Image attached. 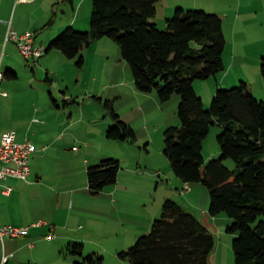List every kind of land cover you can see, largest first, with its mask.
<instances>
[{"label": "trees", "instance_id": "1", "mask_svg": "<svg viewBox=\"0 0 264 264\" xmlns=\"http://www.w3.org/2000/svg\"><path fill=\"white\" fill-rule=\"evenodd\" d=\"M158 1L92 0L90 29L67 27L46 51L61 50L67 57L77 58L82 68L83 49L108 37L119 44L123 59L130 63L139 91H156L163 102L179 94L180 124L166 129L164 152L185 183L207 185L211 216L226 213L232 219L228 230L237 233L235 264H264V100L242 81L230 89L218 88L207 108L194 82L225 69L223 20L204 9L177 8L162 30L152 20ZM261 73L264 77V61ZM98 99L114 121L107 137L135 143V129L121 118L114 102ZM216 123L223 128L218 135L221 157L206 163L203 142ZM229 158L235 161V169L225 164ZM120 169V160L113 157L91 165L87 173L90 191L99 194L116 184ZM215 245L214 232L169 197L151 230L120 256L130 264H209ZM70 249L81 254L83 244L74 243ZM102 259L95 262L93 255L88 257L91 264Z\"/></svg>", "mask_w": 264, "mask_h": 264}, {"label": "rangeland", "instance_id": "2", "mask_svg": "<svg viewBox=\"0 0 264 264\" xmlns=\"http://www.w3.org/2000/svg\"><path fill=\"white\" fill-rule=\"evenodd\" d=\"M11 1L13 2V0H3L4 11L8 9V6L10 7ZM54 1H58L57 6L53 5ZM61 1L22 0V4L16 7L18 2L15 0L11 13L14 14L16 12L17 23L24 19V26L31 27L33 24L34 28L30 32L34 35V41L36 38L38 41L37 46L43 43L46 47L48 44L46 37L59 28L66 19V14L60 4ZM4 14V12L0 13V22L7 21L4 18ZM50 18L53 19V22L47 24ZM45 25L48 26L45 27ZM159 28L163 30L166 26L159 25ZM63 29L51 39L58 37L66 27ZM19 31L17 29L19 35L23 34ZM80 31L87 30L80 29ZM25 33L27 32L25 31ZM106 40L110 43L98 46V49L102 50L100 52L101 56L94 54L88 57L85 67L81 69L78 67L76 59H70L64 54L54 55V53H51L50 59L45 62L44 58L48 55L46 50L42 54L43 56L41 55L42 57L26 58L19 47L18 41L10 38L7 32L0 57V72L5 73L8 64H12L16 67L19 78L6 76L4 84L1 86L2 91H7L9 96L0 97V129L5 131L14 129L18 134L24 133V129H26L25 127L28 124L29 116L27 113L30 112L32 104L37 103L38 105L49 107L54 106L57 100L61 106V111L66 114L65 117L67 119L70 117V119L75 121L73 129L78 134L86 136L93 130H98V128L102 127L101 121L94 120L92 123L89 121L92 116L96 115L95 106L102 109V121L112 120L111 115L105 111V108L103 106L100 107L98 104L100 101L98 98L103 97L106 92V95H110L111 98L105 95L103 101L112 100L116 111L125 115L127 123L136 131V142L128 141V143L131 148H134L133 153L138 154L139 161L145 168L146 173L141 176L143 185H147L146 187H149V189L152 187L153 195L158 193V196L164 199L163 201L167 197H172L194 212L201 220L207 223L210 221L215 222V225L213 224V228H211L214 231L216 245L209 264H235L233 240L237 233L228 230L233 223L232 219L226 213H220L215 217L211 216L209 214L211 195L207 185L202 182L185 183L176 175L169 158L164 152L166 129L180 124L178 113L180 95L174 94L170 100L163 102L158 93L154 91L159 103L149 97L151 93H142L140 91L142 97L136 96L134 88H132L136 86V82L130 63L123 59L120 46L116 41L111 38ZM65 60L69 64H66ZM212 78L195 81V89L203 98L207 108L211 105L215 95H210V87L208 85L212 82L210 80L214 81ZM234 86H217L216 91L218 88L230 89ZM87 89H93L94 92L84 94ZM139 103H144L145 114L143 110L139 109ZM70 113H73V115L70 116ZM122 119L126 122L124 118ZM220 126L219 123L212 125L209 134L203 142V156L206 163L210 159L221 157L218 135L223 131V128ZM10 128L11 130H8ZM27 137H19L18 140L26 141ZM103 145L99 136L98 138L96 137L94 139V152L100 150L102 153H106L104 152L105 149L101 150ZM105 157L111 156H104V159ZM55 160L48 158L47 162ZM225 164L231 169L236 168V163L233 159H226ZM127 165L128 159L125 163H122L121 170H124V174L128 175V171L124 169ZM47 171H49L47 172L49 176L56 174L54 170ZM151 174H156L153 183ZM82 177L88 181L87 170L83 176L82 172L81 176L79 174V178L81 179ZM88 192L89 196L87 191L80 192L75 203V210L81 211L93 221L95 227H93L90 238H87L86 241L70 240L51 249L44 244L47 249L39 248L37 252L42 264H48V261H51V264H91L90 260H88L90 255L94 256L95 262L98 261L99 257L103 258L98 264H130L128 259L120 256V253L132 247L137 239L135 240V238H132L133 236H129L126 232L122 233L125 227L120 223L122 219L118 217L123 215L125 211L122 208L117 211L109 207V197L105 190L97 195L91 194L90 191ZM38 195H36V198ZM26 199L25 197L24 200ZM35 199H29L31 202L27 200L26 208L29 211H31L32 201ZM129 201L128 227L130 226L132 229L137 223V217L145 213L148 208L141 200L139 194H130ZM6 202L7 199H3V208L5 209L1 212V215L3 212L10 215L11 204ZM71 205H73V199L69 200L68 206L70 207ZM34 210L35 213L45 212L39 206H36ZM15 219H17L15 222L19 221L18 218ZM118 229L121 230V233H119ZM74 243L83 244L81 254H74L70 249V245Z\"/></svg>", "mask_w": 264, "mask_h": 264}, {"label": "crops", "instance_id": "3", "mask_svg": "<svg viewBox=\"0 0 264 264\" xmlns=\"http://www.w3.org/2000/svg\"><path fill=\"white\" fill-rule=\"evenodd\" d=\"M21 1L16 0L18 2L16 7L22 4ZM13 2L11 1L10 7L8 6V9L4 11L3 0H0V13L4 12V18L7 20L0 22V57L7 32L9 34V31L17 32V29H19L24 34L25 31L30 32L34 28L33 24L31 27L24 26V19L17 23L16 12L14 14L11 13ZM60 4L66 14V19L59 28L46 37V40H48L46 47L41 43L42 45L40 46L44 50L47 49L52 41L51 38L58 32L60 33L65 27L73 26L78 30H89L91 27L92 0H62ZM53 5L57 6L58 1H54ZM177 8L186 10L204 9L208 12L219 14L223 20L226 37V47L223 54L225 69L215 75V77L209 78L214 79V81L210 80L212 82L208 84L210 95L215 94L217 86L228 87L245 81L254 95L258 99L264 100V77L261 73V65L264 61V0H159L157 14L152 20L158 26L165 27L166 19L173 16ZM51 19H48L47 24ZM47 26L45 25V27ZM106 39L108 38L103 37L83 49L84 65H86L88 57L94 54L101 56L100 52L102 50H99L98 46L109 44L110 42ZM34 43L36 46L38 45L36 38ZM46 53L48 55L44 58L45 62L50 59L51 53H54V55L64 54L58 49H52L46 51ZM74 59L77 60V58ZM66 64H69V62H66ZM3 76L2 84H4L6 76L19 78L18 71L12 64H8ZM132 88H134L136 96L142 97L136 86ZM4 92L7 95L1 93L0 97L9 96L7 91ZM85 92L84 94H89L94 92V90L87 89ZM148 93H151L149 97L153 101L159 103L155 92ZM106 94L105 92L103 97H101L102 101ZM106 97L111 98L110 95H106ZM73 101L75 100L73 99ZM98 104L100 107L103 106L101 101ZM138 106L145 114L144 103H139ZM95 107L96 115L92 116L89 121L91 123L94 120L101 121L102 127L98 128V130H93L86 136L78 134L73 129L75 121L70 119V117L69 119L65 117L66 114L61 111V106L57 100L54 106L49 107L33 103L30 112L27 113L29 116L28 124L25 127L26 129H24V133L18 134L13 129L17 134V139L28 136L27 140L34 143L37 150L31 155V175L28 182L17 178H10L6 181L0 180V225L26 226L29 228L27 235L21 237L7 236L4 242L0 239V264H42L37 255L39 248H46L47 246L51 249L70 240L86 241L87 238H90L93 227H95L93 221L81 211L75 210V203L80 192L87 191L88 194H86L90 195L88 192L90 191L88 181L85 178L83 179V177L80 179L79 174L81 176L82 172L83 176L86 170L88 173V168L99 163L104 159V156L119 159L121 168L122 163H125L128 159V165L124 169L129 174H124V170L120 169L117 183L106 186L102 190H105L106 194H108L109 207L117 211L122 208L125 211L123 215L118 217L122 219L120 223L125 227L122 233L126 232L136 240L141 234L148 233L154 220L160 216L164 199L158 196V193L153 195L152 187L149 189V187H146L147 185H143L141 176L146 171L141 161H139L138 154L133 153L134 148L129 146L128 141L107 137V129L114 121L113 119L102 121V109L97 108L98 106ZM117 112L121 118L128 122L125 115H122L119 111ZM72 115L73 113H70V116ZM8 130H11V128ZM0 131L5 130L0 129ZM98 136L104 144L101 150L105 149L104 152L106 153H102L100 150L94 152L95 150H93L95 148L94 139L98 138ZM48 158L56 160L47 162ZM47 170H54L56 174L49 176L47 173L49 171ZM151 177L153 183L156 174H151ZM8 186L11 187L10 193L5 192ZM90 193L93 194L91 191ZM132 193L139 194L148 209L137 217V223L131 229L130 226L128 227L130 215L128 210L130 207L129 196ZM37 194L39 195L36 198ZM25 197L27 198L26 200H24ZM3 199H7L6 203L9 202L11 204L10 215L4 212L1 215V212L5 209L3 208ZM29 199H35L32 201V205L30 204L31 211L26 208L27 200L30 201ZM70 199H73V205L69 207ZM36 206L41 207L45 212L35 213L34 209ZM15 218H18L19 221L15 222L17 220ZM203 223L214 232L212 228L215 222L210 221L207 223L203 221ZM118 231L121 233L120 229ZM6 256L8 259L5 261ZM48 262V264H51V261Z\"/></svg>", "mask_w": 264, "mask_h": 264}, {"label": "built area", "instance_id": "4", "mask_svg": "<svg viewBox=\"0 0 264 264\" xmlns=\"http://www.w3.org/2000/svg\"><path fill=\"white\" fill-rule=\"evenodd\" d=\"M10 38L18 41L19 47L26 58H37L44 53L42 46H36L32 32L19 35L15 31H9ZM3 73L0 72V93L2 91ZM37 150L34 143L29 140L18 141L14 130L0 131V180L6 181L10 178H17L29 181L31 175V155ZM11 187H7L5 192L10 193ZM29 228L26 226L0 225V239L4 242L5 237H21L28 234ZM8 257H5V261Z\"/></svg>", "mask_w": 264, "mask_h": 264}]
</instances>
